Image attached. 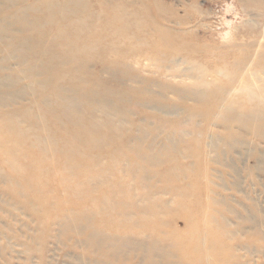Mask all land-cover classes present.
<instances>
[{"label": "rangeland", "instance_id": "374dc122", "mask_svg": "<svg viewBox=\"0 0 264 264\" xmlns=\"http://www.w3.org/2000/svg\"><path fill=\"white\" fill-rule=\"evenodd\" d=\"M0 102V264H264V0H0Z\"/></svg>", "mask_w": 264, "mask_h": 264}, {"label": "bare ground", "instance_id": "6f19581e", "mask_svg": "<svg viewBox=\"0 0 264 264\" xmlns=\"http://www.w3.org/2000/svg\"><path fill=\"white\" fill-rule=\"evenodd\" d=\"M1 103V102H0ZM7 104L5 103V104H3L2 106H0V107H4V106H6ZM2 147V146H1ZM1 149V148H0ZM5 149V148H4ZM6 150V149H5Z\"/></svg>", "mask_w": 264, "mask_h": 264}]
</instances>
